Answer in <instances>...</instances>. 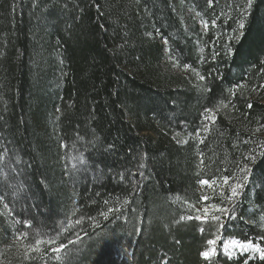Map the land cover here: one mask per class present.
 I'll list each match as a JSON object with an SVG mask.
<instances>
[{
	"label": "trees",
	"instance_id": "1",
	"mask_svg": "<svg viewBox=\"0 0 264 264\" xmlns=\"http://www.w3.org/2000/svg\"><path fill=\"white\" fill-rule=\"evenodd\" d=\"M246 6L0 0V264H264L223 253L230 239L264 248V0ZM250 153L233 201L200 184L239 175ZM18 219L67 248L25 258Z\"/></svg>",
	"mask_w": 264,
	"mask_h": 264
},
{
	"label": "snow or ice",
	"instance_id": "2",
	"mask_svg": "<svg viewBox=\"0 0 264 264\" xmlns=\"http://www.w3.org/2000/svg\"><path fill=\"white\" fill-rule=\"evenodd\" d=\"M214 3V0H208V5L209 7H212ZM252 5V0H247V6L244 9L245 13L247 12L248 8H251ZM97 7H99V5H97ZM197 15H199V13H197ZM213 26H215V22L213 21ZM203 25H204V29L207 30L209 27V23L207 21H203ZM240 28L244 27V23L243 21L240 22L239 24ZM168 41L165 40V44H167ZM230 51V49H229ZM215 55V54H214ZM171 58V57H170ZM185 67L187 68L188 66L185 65ZM194 74L197 75L199 77V79L201 81H203L205 79L204 76L200 75L199 73H196L195 70H193ZM261 87H264V85H261ZM230 103V102H229ZM225 108L228 107L227 104L223 105ZM249 108L252 107L251 104L248 105ZM206 115H205V120L206 121H213L215 120V116L212 113L211 110L206 109L205 110ZM262 127H264V125H262ZM205 130H207V125L204 126ZM179 142H183L186 143L187 141H179ZM201 143H203V140H201ZM264 147V146H262ZM259 155L264 156V152H261ZM3 156L0 155V161L3 160ZM257 158V154L255 153H250L248 155H246L243 159H244V163L243 164H237V168H238V172L240 173L239 175L233 174L231 176L229 175H222L220 177V184L218 185L217 180L216 179H202L200 180V184L202 185H207L209 188H213V190H215V186H219L221 187V192L223 194V186L227 185L228 186V190L230 192V195H227L225 197V199H227L228 201H233L234 198L238 197L240 195V192L243 191L244 187L248 184L249 180H250V174L252 172V168L250 167V164L255 163ZM73 159H76L80 162H83L82 157H73ZM201 163L203 164V161H201ZM143 163H141L140 167H143ZM73 167H75V165H73ZM232 180L233 183L229 184V181ZM3 197H0V200H2ZM201 199L203 200H208L209 197L204 195L201 197ZM5 208L8 207L7 204L4 205ZM191 208H193L196 212H200L201 209H196L194 205H190ZM213 208H215L216 211L220 212L221 214H228V209L227 208H221V207H217L215 205L212 206ZM203 215H196L194 218L196 220H205L207 221L209 218V209L207 207L203 208ZM105 217L107 216V214H104ZM181 220H191L193 219L192 216H187L184 217L182 216L180 218ZM220 217L216 216V215H212L211 216V221H215V222H219ZM15 223L17 224H22L24 226V228L27 229H32L31 233L28 231H18L16 233V240L17 241H25V240H29V237L31 235V242H29L26 246V250H25V258H28V254L31 252H35V253H39L41 254V258H43L44 255H47V252H42L41 251V245H50L52 246L50 248V251L52 253H61L63 250H65L67 248V245L62 243V242H58L59 241V237H60V233H56L55 236L52 237H48L46 232H43L40 228H36L33 229V222L31 219H23V220H16ZM77 223H79V221H77ZM219 227H223V225H219ZM64 230H67L66 228ZM201 232H204V228L200 229ZM79 239V237H77ZM219 237L217 236L215 239H209L207 241L208 245H212L213 247L205 250L203 252L200 253V255L202 257H204L205 260H209L211 257H214L216 255V242L217 239ZM261 239H264V237H261ZM75 241L69 240L68 244H74ZM232 247H239L241 248L243 251H248L249 249H251L254 252H259L261 255V258L264 259V249H261L259 245H254L253 243L249 242L246 244H241L239 241L237 240H231L229 242H227L226 244H224V251L225 254L231 258L233 253L230 251V249ZM56 259H60L59 256H56Z\"/></svg>",
	"mask_w": 264,
	"mask_h": 264
},
{
	"label": "rangeland",
	"instance_id": "3",
	"mask_svg": "<svg viewBox=\"0 0 264 264\" xmlns=\"http://www.w3.org/2000/svg\"><path fill=\"white\" fill-rule=\"evenodd\" d=\"M188 14H190V12H187ZM164 73L166 74H169V75H174V76H180L181 74L182 75H185L187 73H185V71L177 68L176 66H174L173 64L169 63V62H166L165 66H164ZM231 240H236V239H230V240H227L225 242V244ZM239 241V240H237ZM241 244H246V243H249V242H241L239 241ZM254 245H258L256 243H253ZM261 249H264L262 247H260ZM230 251L233 253L232 257L231 258H240L241 256H248L250 259H262L261 258V255L259 252H254L252 251L251 249H249L248 251H243L241 248L239 247H232L230 249ZM223 253L225 256H227L225 254V251H224V247H223ZM228 257V256H227ZM212 258V257H211Z\"/></svg>",
	"mask_w": 264,
	"mask_h": 264
}]
</instances>
